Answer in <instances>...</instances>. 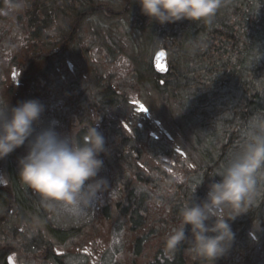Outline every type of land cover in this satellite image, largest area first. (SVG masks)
Wrapping results in <instances>:
<instances>
[{
	"label": "flooded vegetation",
	"instance_id": "flooded-vegetation-1",
	"mask_svg": "<svg viewBox=\"0 0 264 264\" xmlns=\"http://www.w3.org/2000/svg\"><path fill=\"white\" fill-rule=\"evenodd\" d=\"M67 5L66 0L59 1L60 10L55 15L65 14L63 18L69 20L63 33L54 34L52 27L48 28L53 47L43 52L46 63L41 67L20 63L29 37L24 33L19 36L22 31L16 20L9 22L8 16L0 15V76L5 83L9 77L10 82L6 91L4 86L0 88V101L15 106L19 101L38 99L45 110L36 127L44 122L43 127L54 125L61 133H70L73 128L74 133L83 137L94 123L105 137L107 152L100 154L104 165L99 176L107 180V190L84 214L73 215L77 220L69 229L59 228L61 254L57 255L54 248L44 261L53 264L54 259L64 264L61 258L73 253L83 257L84 264H141V257L134 255L135 249L146 247L150 229L163 232L162 223L151 227L148 217L161 218L173 206L172 198L178 199L180 188L188 185L187 157L165 130L163 120L153 114L152 106L141 97L142 85L146 83L143 77L134 81L131 73L111 75L113 68L104 64L102 55L99 58L98 47L92 42L89 46L95 52L85 66L90 73L69 59L71 51L80 50L88 55L90 49L78 40L76 33L68 32L73 19ZM53 6L57 8L56 2ZM49 18L52 22L53 17L45 21ZM58 40L64 42L57 44ZM36 69L43 72L42 78ZM10 89L16 94H10ZM9 95L11 100L7 101ZM140 106L146 111L140 112ZM17 149L27 151V143ZM169 183L174 188L171 195L166 191ZM49 207L52 209L53 205ZM46 219H51L50 213ZM68 232L72 233L70 238H66ZM7 257L15 264H41L34 258L24 262L21 254L12 251Z\"/></svg>",
	"mask_w": 264,
	"mask_h": 264
},
{
	"label": "clouds",
	"instance_id": "clouds-1",
	"mask_svg": "<svg viewBox=\"0 0 264 264\" xmlns=\"http://www.w3.org/2000/svg\"><path fill=\"white\" fill-rule=\"evenodd\" d=\"M142 14L161 25L181 20L211 24L222 0H136ZM0 15L11 16L24 8V0H0ZM44 105L38 99L19 101L15 106L0 101V159L27 142L26 154L18 158L21 182L38 193L43 202H57L73 215H82L100 201L108 182L99 172L104 165L105 137L94 123L83 137L61 133L54 125L39 123ZM171 110V109H170ZM184 110V109H183ZM182 110V111H183ZM173 113L174 116L182 113ZM241 148L210 177L206 196L197 202L193 194L179 210L180 223L164 238L170 255L186 245L193 260L216 264L234 240L229 221L257 204L258 184L264 179V115L254 114L248 123ZM171 195V183L166 188ZM159 203V201H157ZM190 225V235L186 226Z\"/></svg>",
	"mask_w": 264,
	"mask_h": 264
},
{
	"label": "rangeland",
	"instance_id": "rangeland-1",
	"mask_svg": "<svg viewBox=\"0 0 264 264\" xmlns=\"http://www.w3.org/2000/svg\"><path fill=\"white\" fill-rule=\"evenodd\" d=\"M95 1L98 5L114 10L117 12V15L111 18L100 14L85 16L77 30V38L80 42L83 41L85 47H88V50H90L89 52L87 51L88 55L86 52L82 54L80 50H78L79 52L71 51L68 53L69 59L77 65L81 64L84 67V71L90 73V69L85 68V66L90 64V54L95 52L89 46L92 42L98 47L99 58L102 55V58H105L104 64L113 68L111 75L120 77L123 75L128 76L131 73L130 78L134 81H139L143 77L142 79L146 80V83L142 85L141 97L143 100H147L148 104L152 106L154 110L153 114L163 120L164 128H167L173 134L175 142L179 144V148L186 150L187 154H185L188 156L187 159L189 161L191 160L192 166L194 165L198 169L203 165H209L208 162H204V159L209 161L210 164H213L219 155L222 138L221 129L218 126H201L200 122L208 118L206 113L199 115L194 113L197 117L190 113L192 110L195 112V108L198 105L200 106V104H211L214 100L219 99L217 92L213 88L207 86L205 88L202 85L188 88V85L194 83L201 75V73L197 74L199 72L197 65L204 64V59L201 58L198 52V50H203L205 41L202 31L198 29L201 22L181 20L161 25L156 24L155 21H149V18L142 14L140 5L136 0H130V10H127L128 12L126 13L122 9L124 0ZM233 1L222 0L221 7L215 13L217 15L216 17L223 16V13L230 15L233 11L231 8ZM243 2L245 3V1ZM254 4V10L257 11L258 16L262 15L261 18H264V0H257ZM249 6L250 9L248 10L251 12L253 8L251 5ZM65 16V14L61 15L58 12L52 16V22H50L52 18H49L47 21V30L52 27L54 34L63 33V29L69 20V18L65 20L63 18ZM169 27L174 29L175 32L168 39L165 31ZM70 28L71 25L68 32L71 30ZM246 35L244 45L250 43L248 41L250 40V35ZM168 40H171L173 45L170 47L168 54L172 73L165 76L164 80L171 82L172 85H176L175 75L184 71L182 75H185L189 81L187 86L176 87L177 89L174 88L173 90L165 87H157L148 74L154 52L169 42ZM7 80L5 83L0 76V88L4 86L5 91L6 86L10 84ZM197 81L204 83L203 77H200ZM9 93L14 95L16 91L10 89ZM195 94L198 96L197 99L190 100ZM21 95L22 92H20ZM9 100H11L10 95L7 96V101ZM185 100L187 103H184ZM157 103L158 105H156ZM181 111L182 113L180 115L174 116L172 114V112L180 113ZM43 124L44 122L37 126V129L39 130V128L43 127ZM25 154V149H16L4 159H0V168L7 182V186L4 189L0 188V255L1 250L6 246L9 248L8 251L21 254L24 262L34 258L36 260L35 262L39 260V263L47 264L44 261V257L49 251L52 252V249L55 248V253H58L57 255L61 254V247L63 246L59 242V238L62 230L59 228L69 229V225L75 224L77 219L66 210V213H62L64 208L59 203L43 202L38 193L30 188L26 190V185L21 182L17 174L18 158ZM216 170L217 168H215L214 172ZM201 173L203 174V172ZM200 177L201 174L198 178ZM214 179L219 180L220 177L215 176ZM6 199L10 201L9 204L7 203V210L4 208V205L6 206ZM50 204L53 205L52 209L49 207ZM49 213L51 214V219L47 220L46 216ZM155 219L152 218V220ZM51 224L57 230L52 229ZM249 234H254L258 238L254 230H249ZM71 236L72 233H66V238H70ZM162 250L165 251V249ZM61 260L64 264H84L85 261L83 257L73 253L72 255L62 257ZM53 261V264H59L57 260L53 259Z\"/></svg>",
	"mask_w": 264,
	"mask_h": 264
},
{
	"label": "trees",
	"instance_id": "trees-1",
	"mask_svg": "<svg viewBox=\"0 0 264 264\" xmlns=\"http://www.w3.org/2000/svg\"><path fill=\"white\" fill-rule=\"evenodd\" d=\"M59 1L24 0V8L18 13L8 16L7 21L16 20L20 25L22 32H19V36L24 33L29 37V41H27L20 54L21 64L41 67L46 63L43 52L52 48L53 42L51 44L49 42L47 21L45 19L54 16L55 12L60 10ZM66 1L69 15L73 19L70 31L76 33V36L79 25L85 16L100 14L111 18L117 15V12L98 5L95 0ZM55 2L57 8L53 6ZM256 2L257 0H234L232 7L230 6L233 10L230 14L231 19L230 15L223 13V16L219 18L214 15L211 24L203 20L200 21L201 25L198 29L202 31L205 41L203 50H198V52L201 58L204 59V64L197 65L199 71L197 74L201 73L199 78L203 77L204 83L198 82V78L194 83L188 85L189 81L185 75H182L184 71L175 75L177 86L172 85L171 82L164 83L163 87L171 90L187 85L188 88L197 85L213 88L219 99L214 100L211 104H200L195 108V112L193 110L189 112L197 115L206 113L208 118L200 122L201 126H218L221 129L223 139L221 138L218 158L213 164L204 159V162H208L209 165L196 168L192 173L191 171L186 172V180L188 179L189 183L187 186L180 188L179 200L172 198L173 206L161 218L158 217L156 220H152L150 216L148 217V223L151 224L148 225L152 227V224L161 222L163 232L161 233L153 228L150 229L145 241L146 247L135 249L134 255L141 257V264H205L201 260H193L191 256L186 254L184 251L186 245H182L175 255L166 253L162 250L164 249V238L174 228L175 224L179 225V210L184 202L191 197L196 184L203 179L193 194V199L199 202L200 199L206 196L209 182L215 178V176H209L210 172L213 174L215 168H221L243 145L250 118L254 114L264 115V18H261L262 15L258 16L257 11L254 10V3ZM249 5L253 8L251 12L248 10L250 9ZM256 5L258 6V4ZM122 6L124 13L128 12L127 10H130L131 6L130 0H124ZM155 23L157 24V22ZM174 32V29L169 27L165 31V35H168L167 38L169 39L174 35ZM245 34L250 35L248 45H244V40L247 37ZM168 41L163 45V48L169 53L170 47L173 45L171 40ZM63 42V40H58L57 44ZM171 73L172 69L170 68L169 74ZM148 74L157 86L155 82L157 76L150 66ZM42 76L43 72L39 71L38 77L42 78ZM172 93L178 94L176 92ZM197 97V94H195L190 100H196ZM184 103H187V101L185 100ZM195 117L197 116L195 115ZM200 174L201 177L198 178ZM258 190L259 196L257 197L256 206L248 212L242 213L241 216H237L235 220L229 221L235 234L234 240L228 253L219 258L216 264H263L264 179L258 184ZM5 202L6 206L4 205V208L7 210L10 201L6 199ZM249 230H254L258 238L254 234H249ZM186 234H191L190 225L186 226ZM8 249L5 246L1 250L0 264H7L5 255L9 252Z\"/></svg>",
	"mask_w": 264,
	"mask_h": 264
},
{
	"label": "water",
	"instance_id": "water-1",
	"mask_svg": "<svg viewBox=\"0 0 264 264\" xmlns=\"http://www.w3.org/2000/svg\"><path fill=\"white\" fill-rule=\"evenodd\" d=\"M163 52L164 55L161 56L159 53ZM153 66L157 73L163 74L168 70L167 55L164 49H159L153 57Z\"/></svg>",
	"mask_w": 264,
	"mask_h": 264
},
{
	"label": "snow or ice",
	"instance_id": "snow-or-ice-1",
	"mask_svg": "<svg viewBox=\"0 0 264 264\" xmlns=\"http://www.w3.org/2000/svg\"><path fill=\"white\" fill-rule=\"evenodd\" d=\"M159 55L163 56L164 53L161 52V53H159ZM144 111H146V109L143 106H140V112H144ZM125 127H127V125H125Z\"/></svg>",
	"mask_w": 264,
	"mask_h": 264
}]
</instances>
